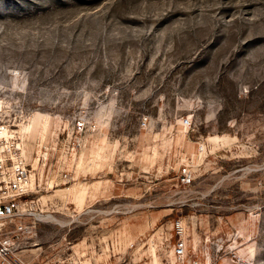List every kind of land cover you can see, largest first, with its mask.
<instances>
[{"label": "rangeland", "instance_id": "rangeland-1", "mask_svg": "<svg viewBox=\"0 0 264 264\" xmlns=\"http://www.w3.org/2000/svg\"><path fill=\"white\" fill-rule=\"evenodd\" d=\"M0 124L11 264H264V0H0Z\"/></svg>", "mask_w": 264, "mask_h": 264}, {"label": "built area", "instance_id": "built-area-1", "mask_svg": "<svg viewBox=\"0 0 264 264\" xmlns=\"http://www.w3.org/2000/svg\"><path fill=\"white\" fill-rule=\"evenodd\" d=\"M184 122H189V118L183 119ZM142 125H146V116L141 120ZM3 125L0 124V133L3 132ZM74 130L78 133L85 130V118L84 115L80 116L74 123ZM180 178L183 183H188L192 179V173L188 167L182 168L180 172ZM30 184V168L28 165L18 156H13L9 153V150H5L0 143V220L10 219L19 214L20 212V200L26 193ZM176 231H182V223L180 220H176L174 224ZM1 228V226H0ZM21 230L22 225L16 224L14 228ZM0 235V260L2 263L11 264L9 261V255L11 250V235ZM185 245L183 240H178L174 246V252L178 255L184 253ZM192 264H199L197 260H194ZM240 264H244L240 262Z\"/></svg>", "mask_w": 264, "mask_h": 264}]
</instances>
